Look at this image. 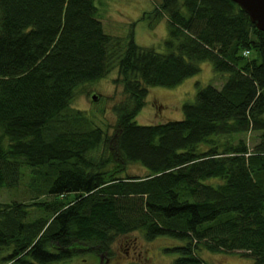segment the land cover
<instances>
[{
  "label": "trees",
  "instance_id": "1",
  "mask_svg": "<svg viewBox=\"0 0 264 264\" xmlns=\"http://www.w3.org/2000/svg\"><path fill=\"white\" fill-rule=\"evenodd\" d=\"M96 12L94 0H0V188L26 179L29 195L0 202V264L107 251L134 230L179 240L169 264H209L200 249L264 264V32L230 0H159L156 52L132 30L105 33ZM201 61L219 87L197 88L181 119L133 121L148 87L175 86ZM113 68L126 98L108 134L68 107ZM248 131L250 149L233 141ZM129 162L148 172L127 175Z\"/></svg>",
  "mask_w": 264,
  "mask_h": 264
},
{
  "label": "rangeland",
  "instance_id": "2",
  "mask_svg": "<svg viewBox=\"0 0 264 264\" xmlns=\"http://www.w3.org/2000/svg\"><path fill=\"white\" fill-rule=\"evenodd\" d=\"M159 0H94L98 17L103 31L113 36L123 37L124 40L132 30L133 41L140 47L152 48L156 52H165L163 40L167 35L164 16L151 22L148 12ZM206 61L199 62V71L184 78L172 87L150 86L144 99L143 106L135 114L133 121L137 124H155L166 120H178L183 117L181 105L192 102L197 88L205 85L219 87L223 81L222 73L212 70ZM116 69L106 75L78 86L68 110L85 115L91 125L99 127L110 134L115 124L113 107L126 98ZM94 96V99H92ZM224 140L226 136H220ZM242 139L248 149L258 141V132L248 131L233 135V141ZM232 140V139H231ZM127 175L144 176L148 170L137 162L126 165ZM26 179L19 183L16 190L0 188V202L11 199H22L26 191ZM215 185L217 178L207 179ZM21 195V196H18ZM26 197V200L28 199ZM180 241L169 236H155L145 239L142 232L134 230L116 236L109 249L102 255L101 264H169L176 253L167 248L179 244ZM198 255L209 264H250L251 258L243 256L239 251L210 252L200 249ZM48 264H99L97 256L91 251H85L69 259Z\"/></svg>",
  "mask_w": 264,
  "mask_h": 264
},
{
  "label": "water",
  "instance_id": "3",
  "mask_svg": "<svg viewBox=\"0 0 264 264\" xmlns=\"http://www.w3.org/2000/svg\"><path fill=\"white\" fill-rule=\"evenodd\" d=\"M248 16L257 30L264 32V0H230ZM94 99V96H92Z\"/></svg>",
  "mask_w": 264,
  "mask_h": 264
},
{
  "label": "flooded vegetation",
  "instance_id": "4",
  "mask_svg": "<svg viewBox=\"0 0 264 264\" xmlns=\"http://www.w3.org/2000/svg\"><path fill=\"white\" fill-rule=\"evenodd\" d=\"M105 253H106V251H103V252H95L94 253L97 256V258H98L99 264L102 263L101 258H102V255L105 254Z\"/></svg>",
  "mask_w": 264,
  "mask_h": 264
},
{
  "label": "built area",
  "instance_id": "5",
  "mask_svg": "<svg viewBox=\"0 0 264 264\" xmlns=\"http://www.w3.org/2000/svg\"><path fill=\"white\" fill-rule=\"evenodd\" d=\"M247 54V51L244 52V55Z\"/></svg>",
  "mask_w": 264,
  "mask_h": 264
},
{
  "label": "crops",
  "instance_id": "6",
  "mask_svg": "<svg viewBox=\"0 0 264 264\" xmlns=\"http://www.w3.org/2000/svg\"><path fill=\"white\" fill-rule=\"evenodd\" d=\"M209 65V64H208Z\"/></svg>",
  "mask_w": 264,
  "mask_h": 264
}]
</instances>
